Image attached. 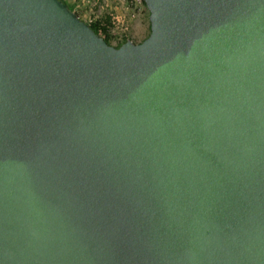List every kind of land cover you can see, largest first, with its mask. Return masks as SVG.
<instances>
[{"label": "water", "instance_id": "obj_1", "mask_svg": "<svg viewBox=\"0 0 264 264\" xmlns=\"http://www.w3.org/2000/svg\"><path fill=\"white\" fill-rule=\"evenodd\" d=\"M143 1L0 0V264H264V0Z\"/></svg>", "mask_w": 264, "mask_h": 264}, {"label": "rangeland", "instance_id": "obj_2", "mask_svg": "<svg viewBox=\"0 0 264 264\" xmlns=\"http://www.w3.org/2000/svg\"><path fill=\"white\" fill-rule=\"evenodd\" d=\"M80 18L91 22L107 19L108 29L126 39L141 42L150 32L149 11L143 2L134 0H65ZM115 43L112 42V45Z\"/></svg>", "mask_w": 264, "mask_h": 264}, {"label": "trees", "instance_id": "obj_3", "mask_svg": "<svg viewBox=\"0 0 264 264\" xmlns=\"http://www.w3.org/2000/svg\"><path fill=\"white\" fill-rule=\"evenodd\" d=\"M64 2H66L65 0H63ZM144 3V1H143ZM68 7L70 9H72L73 11H75L77 13V15L79 16L78 12L73 9L71 7V5H69L67 3ZM80 18V16H79ZM82 19V18H81ZM84 20V19H83ZM85 21V20H84ZM108 20L105 19H94L91 22L86 21L95 31V33L99 34L100 36L103 37V39L108 43L112 45V39L114 38V35L112 33H110V29L107 28V25L109 24L107 22ZM126 40V37H122L119 41H117L114 46H119L122 42H124Z\"/></svg>", "mask_w": 264, "mask_h": 264}, {"label": "built area", "instance_id": "obj_4", "mask_svg": "<svg viewBox=\"0 0 264 264\" xmlns=\"http://www.w3.org/2000/svg\"><path fill=\"white\" fill-rule=\"evenodd\" d=\"M135 2H143V0H134ZM110 33H112L114 35V38L112 39V42L116 43L117 41H119L123 36L120 35V33L115 32L114 30L110 29Z\"/></svg>", "mask_w": 264, "mask_h": 264}]
</instances>
